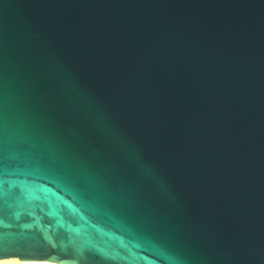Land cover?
<instances>
[{
    "label": "water",
    "instance_id": "1",
    "mask_svg": "<svg viewBox=\"0 0 264 264\" xmlns=\"http://www.w3.org/2000/svg\"><path fill=\"white\" fill-rule=\"evenodd\" d=\"M14 257L264 264V0H0Z\"/></svg>",
    "mask_w": 264,
    "mask_h": 264
},
{
    "label": "bare ground",
    "instance_id": "2",
    "mask_svg": "<svg viewBox=\"0 0 264 264\" xmlns=\"http://www.w3.org/2000/svg\"><path fill=\"white\" fill-rule=\"evenodd\" d=\"M0 264H59L52 261L46 260H21L19 258H5L0 259Z\"/></svg>",
    "mask_w": 264,
    "mask_h": 264
},
{
    "label": "snow or ice",
    "instance_id": "3",
    "mask_svg": "<svg viewBox=\"0 0 264 264\" xmlns=\"http://www.w3.org/2000/svg\"><path fill=\"white\" fill-rule=\"evenodd\" d=\"M27 258V257H26Z\"/></svg>",
    "mask_w": 264,
    "mask_h": 264
}]
</instances>
